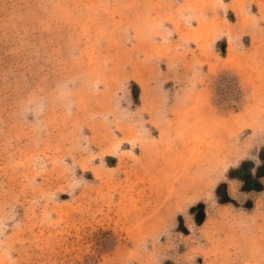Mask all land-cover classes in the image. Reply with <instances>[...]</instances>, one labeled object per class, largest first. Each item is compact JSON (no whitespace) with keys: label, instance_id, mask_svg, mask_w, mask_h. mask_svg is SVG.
<instances>
[{"label":"rangeland","instance_id":"1","mask_svg":"<svg viewBox=\"0 0 264 264\" xmlns=\"http://www.w3.org/2000/svg\"><path fill=\"white\" fill-rule=\"evenodd\" d=\"M0 264H264V0H0Z\"/></svg>","mask_w":264,"mask_h":264},{"label":"flooded vegetation","instance_id":"2","mask_svg":"<svg viewBox=\"0 0 264 264\" xmlns=\"http://www.w3.org/2000/svg\"><path fill=\"white\" fill-rule=\"evenodd\" d=\"M240 171H245L244 169H241Z\"/></svg>","mask_w":264,"mask_h":264},{"label":"trees","instance_id":"3","mask_svg":"<svg viewBox=\"0 0 264 264\" xmlns=\"http://www.w3.org/2000/svg\"><path fill=\"white\" fill-rule=\"evenodd\" d=\"M135 88V87H134ZM134 95V94H133ZM134 98V97H133Z\"/></svg>","mask_w":264,"mask_h":264}]
</instances>
